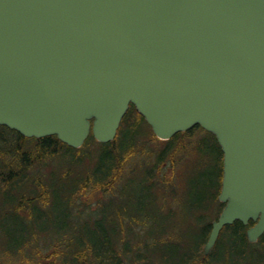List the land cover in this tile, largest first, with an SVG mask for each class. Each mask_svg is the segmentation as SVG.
I'll use <instances>...</instances> for the list:
<instances>
[{
    "label": "water",
    "instance_id": "1",
    "mask_svg": "<svg viewBox=\"0 0 264 264\" xmlns=\"http://www.w3.org/2000/svg\"><path fill=\"white\" fill-rule=\"evenodd\" d=\"M131 105L155 136L201 126L223 151V228L264 234V0H0V125L79 149Z\"/></svg>",
    "mask_w": 264,
    "mask_h": 264
},
{
    "label": "rangeland",
    "instance_id": "2",
    "mask_svg": "<svg viewBox=\"0 0 264 264\" xmlns=\"http://www.w3.org/2000/svg\"><path fill=\"white\" fill-rule=\"evenodd\" d=\"M143 132L135 148L141 152L123 162L122 169L115 175V179L109 180L112 185L107 187H114L112 192L100 188V185L97 186L91 181V177L94 180L98 179L103 169L110 168L114 162L111 157H105L107 147L104 145L92 143L83 151L77 154L74 152V156L66 154L43 165L34 163L29 172L30 180L33 182L27 186L28 191L34 187L35 181L50 183L45 189L46 192L42 191L43 187L39 189L44 195L43 198L47 199L45 204L47 207L43 208L38 203L36 209L35 225L36 229H39L38 235L41 234L42 237H39L40 240L28 238L32 247L22 250V254L13 256L12 250L15 246L26 240L25 229L22 226L16 228L17 223L11 219H0V258H2L0 262L40 264L36 259L38 252L52 253V246L62 250L68 249L70 241L63 238L61 236L63 234L60 235L61 237L50 238L43 233L45 229L44 231L54 235L57 229L67 222L70 224L67 238L81 237L88 240H94L98 236L103 238L106 235L104 231L110 228L105 221L106 216L111 215L115 225L119 226L121 214H116V211L126 210L128 207L131 209L140 206L153 212L154 217L143 223L145 229L150 225L148 222L152 223L155 218L172 222L173 226L168 228V232L177 243L179 240L185 241L181 247L194 238L197 240L200 235V205L204 202L211 205L207 218L212 223L219 214L214 199V188L219 187L223 151L213 135L196 126L182 135L183 146L166 159L162 169H155L154 174L149 175L148 171L154 165L156 154L163 149L165 142L157 137L153 138L151 128L147 125H144ZM0 133H4L10 139L15 137L13 131L3 127H0ZM124 139L122 138L121 141ZM146 177L148 182L141 183ZM80 179L85 180V188L74 195L71 203L69 196L74 187L70 186L79 184ZM149 187L160 188L152 191ZM68 208H71L69 209L71 220L67 218ZM46 209L48 210L45 211ZM29 213V210H26L22 214L26 224L32 221ZM232 239L233 236L226 232L220 249L221 253L228 251V254L226 252L228 257L235 255ZM22 245V249H25V245ZM245 258V264H264V234L257 243H250Z\"/></svg>",
    "mask_w": 264,
    "mask_h": 264
},
{
    "label": "trees",
    "instance_id": "3",
    "mask_svg": "<svg viewBox=\"0 0 264 264\" xmlns=\"http://www.w3.org/2000/svg\"><path fill=\"white\" fill-rule=\"evenodd\" d=\"M144 125L149 126L145 118L132 105L123 119L116 139L109 143H100L91 134L82 148L74 149L61 142L57 136H49L41 139L27 138L11 130L15 133V137L10 139L4 133H0V219L13 220V222L17 223L16 228L22 226L25 229L24 234L27 235L26 240H22L12 250L13 256L22 254V250L24 251L32 247L31 242L27 240L28 238L32 237L35 240H40L39 237H42L41 234L38 235L39 229L37 230L35 225L36 209L38 203L43 208L47 207L45 205L47 199L45 200L43 198L44 195L39 192V189L43 187L45 190L46 187H49L50 183L46 181H35L33 183L34 187L28 191L29 187L27 186L33 182L30 180L29 172L34 163L43 165L49 160L54 161V158L66 156V154L74 156V152L77 154L92 143L104 145L107 147L105 157H111L114 162L110 168L103 169L98 179L94 180L91 177V181L97 186L100 185V188L112 192L114 187L107 186L112 185L110 182L115 179V175L122 169V163L141 152V150L139 151V149L135 148L140 142L139 138L144 133ZM0 127L10 130L4 126ZM188 132L178 133L172 139L162 141L165 142V146L157 152L154 165L148 171L149 175H153L155 169H162L166 159L174 155L176 149L183 146L181 137ZM152 135L156 139L153 131ZM122 138L125 139L121 141ZM222 179L223 166L221 164L219 187L214 188V199L218 205L219 213L216 220H218L225 206L224 203L219 201ZM87 180L86 178V182ZM109 180L111 181L109 182ZM147 182L148 177L141 183ZM85 185V180L80 179L79 184L70 186L74 187L69 196L71 203H73L74 195L83 191ZM149 188L155 191L156 188L160 187ZM44 190L42 191L46 192ZM154 196L157 198L155 193ZM205 203L200 205L201 223L199 225V238L197 240L194 238L184 247H181V244L185 243L184 240L182 242L179 240L177 243L168 232V228L173 226L170 221L155 218V220H152V223L148 222L150 225L145 229L143 223L151 217H154L153 212H150L145 207L137 206L131 209L128 207L126 210L119 209L116 211V214H121L119 226L118 224L115 225V221L111 215L106 216L105 221L110 228L104 231L106 235L103 238L99 236L94 240L81 237L75 239L67 238V232L70 229L69 222L59 227L57 233L54 235L48 231H44V229V235L55 238L63 234L61 236L68 239L70 243L66 250L52 246V253L48 252L43 254L38 252L36 259L40 264H245V252L250 245L247 238V230L254 226L255 222L250 221L248 225H244L242 222L236 221L232 225L225 226L215 247L211 250L212 252L206 256L204 254V247L212 231V222L207 218V212L211 208V205ZM69 209L71 208H68L66 214L67 218L71 220ZM26 210H29V216L34 222L31 221L29 224L24 223L25 219L22 214ZM226 232H229L233 236L231 242L233 243L232 246L234 247L235 255H230V257L226 255L228 251H225V253L220 252ZM22 244L25 245V249H22ZM224 254L226 257H224ZM0 264L3 263L0 262Z\"/></svg>",
    "mask_w": 264,
    "mask_h": 264
}]
</instances>
